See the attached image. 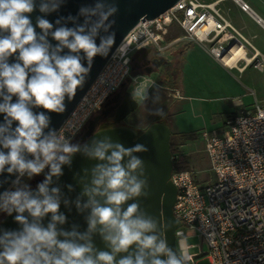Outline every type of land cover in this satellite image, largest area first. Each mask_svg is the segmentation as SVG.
I'll return each instance as SVG.
<instances>
[{
  "label": "clouds",
  "instance_id": "9594fccd",
  "mask_svg": "<svg viewBox=\"0 0 264 264\" xmlns=\"http://www.w3.org/2000/svg\"><path fill=\"white\" fill-rule=\"evenodd\" d=\"M65 2L0 0V188L9 185L0 191V213L17 225L0 226V264H190L187 236L179 233L175 248L169 246L161 221L137 202L148 195L145 162L137 155L149 151L146 145L125 147L102 134L73 142L52 127L51 114L66 111L94 58L107 57L116 42L115 0H94L54 23L47 19ZM129 50L123 41L116 49L124 57ZM154 87L141 81L131 98L145 102ZM153 114L163 116V109ZM78 154L95 163L74 173L80 192L73 199L59 181ZM41 174L35 188L22 183ZM62 206L83 217V230L69 225Z\"/></svg>",
  "mask_w": 264,
  "mask_h": 264
},
{
  "label": "built area",
  "instance_id": "2783aa9c",
  "mask_svg": "<svg viewBox=\"0 0 264 264\" xmlns=\"http://www.w3.org/2000/svg\"><path fill=\"white\" fill-rule=\"evenodd\" d=\"M237 1L242 9L250 10L248 3ZM174 26L180 34L170 35ZM228 30L236 36L224 42L222 35ZM183 39L202 46L227 67H232L226 57L233 48L250 44L217 1L178 0L160 15L141 19L123 37L121 42L130 48L127 55L116 51L120 42L57 129H64L74 142L106 101L128 79L140 76L132 71L136 51L150 46L165 53ZM253 56L254 66L262 68L264 56L258 52ZM201 135L213 176L201 182L193 169L173 171L171 179L177 187L173 211L182 222L176 230L177 241L179 233L200 236L208 245V264H264L260 259L264 257V103L256 100L253 106L240 108L222 129L203 130ZM198 255L192 252L190 264H197Z\"/></svg>",
  "mask_w": 264,
  "mask_h": 264
},
{
  "label": "water",
  "instance_id": "95a60500",
  "mask_svg": "<svg viewBox=\"0 0 264 264\" xmlns=\"http://www.w3.org/2000/svg\"><path fill=\"white\" fill-rule=\"evenodd\" d=\"M177 1L178 0H115L119 11L116 16L113 17L116 23L112 30L116 33V42L113 45L112 53L119 45L123 37L141 19H151L156 17L173 6ZM93 3L94 0H66L60 12L58 14L54 13L49 15L47 19L54 23L58 15H76L81 5ZM37 15H40V13L35 12L32 14L33 23H35ZM37 31H39V29H37ZM97 43H99V41H97ZM233 44L234 42L231 43V45ZM112 53H110L107 57L97 56L94 58L91 71L83 88L77 90L75 97L71 101L66 99V111L62 114H51L52 127L57 129L62 124L65 118L80 101L82 96L86 93ZM137 106L138 103L134 102L131 98V92L127 91L125 100L118 110L116 122H121ZM98 119L99 116H95L89 121V132L82 138L81 141L89 140L94 136L102 134L110 135L114 140H118L123 143L125 147H131L136 143H141L148 147V152L137 154L145 162V176L148 181V195L141 196L136 199L140 204L141 209L157 217L161 221L169 246L175 248L177 244L176 230L182 225V222L175 216L173 211V205L177 197V187L171 179L174 168V160L171 150V136L173 131L170 124L167 121L159 120L151 123L142 131H138L131 126L124 124L95 130ZM94 163V161H89L78 154L73 160L72 169L69 170L65 167V174L60 178L59 184L67 196L74 199L77 193L80 192V186L76 179L73 178L74 173L80 172L83 168H90ZM3 178L4 177H0V180ZM67 184L74 185L76 189L75 192H68L67 188L64 187ZM7 187H9V185L5 184L3 188H0V191H3L4 188ZM131 202L132 201H129V203ZM61 211L65 212L68 216L69 225L77 223L81 226V230H83L85 227L83 217L77 214L74 207L71 212H69L62 206ZM173 221H175L174 224H172ZM45 223H47V221H45ZM69 225H66L65 227H68ZM0 226L6 228L17 227V225L13 223L12 218L6 215L0 220ZM95 242L97 247L103 249L104 246L100 242L99 238H96Z\"/></svg>",
  "mask_w": 264,
  "mask_h": 264
},
{
  "label": "crops",
  "instance_id": "0c3cea01",
  "mask_svg": "<svg viewBox=\"0 0 264 264\" xmlns=\"http://www.w3.org/2000/svg\"><path fill=\"white\" fill-rule=\"evenodd\" d=\"M214 1H217V5L227 19L250 44H245L244 49L242 48L243 55L241 60L237 61L238 63H235L236 65L234 64L232 67L222 65L207 52H200L197 49L199 45L193 46L191 44L192 41L188 39L181 40L182 45L172 49L174 52L172 57H168L166 54L168 57L166 59L173 62L175 66L177 61L182 60L185 67V74L181 79L183 92L181 93L178 89V95H175L180 99V110L170 124L174 133H192L197 131L194 126L180 119L183 112L193 106L195 100L203 102L215 101L217 103L211 109V112H218L211 118L218 122V125L213 129H222L227 119L240 108L253 106L256 100L264 103V70H261L264 66L258 68L251 62L255 52L264 56V0H242L249 4L250 10L242 9L240 2L237 0H204L203 2ZM234 36H236V33L228 30L222 35V40L224 42L230 41ZM198 68L203 69V71H210L211 74L206 76L204 71L202 76H200ZM193 72H196V76L195 74L192 76ZM188 73L191 74L187 75ZM202 78L209 82L215 81L218 87H223L226 90L224 92L217 90L216 95H208L204 91L200 93L192 92L191 86L194 81ZM216 115H220L223 118L220 119ZM201 133L202 131L198 132L200 135ZM196 137L195 135L194 138Z\"/></svg>",
  "mask_w": 264,
  "mask_h": 264
},
{
  "label": "rangeland",
  "instance_id": "374dc122",
  "mask_svg": "<svg viewBox=\"0 0 264 264\" xmlns=\"http://www.w3.org/2000/svg\"><path fill=\"white\" fill-rule=\"evenodd\" d=\"M180 33L181 30L176 26H174L170 30V35H177ZM191 44L193 46H197L195 42H192ZM181 45V42H179L178 44L173 45L172 47L167 49L166 54L168 55V57L173 56V48L180 47ZM197 49L200 52H207L202 46L197 47ZM168 57L166 56L165 58ZM207 64L210 66L209 63ZM198 69L200 70V76H202L205 70L203 71V69L201 68ZM205 73L206 76L211 74L210 71H205ZM173 74L174 78L169 81L166 78L165 73L161 71V69H158L151 71L149 74H140V76H138L135 80H132L128 83V90L131 92L141 81H156L155 87L150 88L149 90L150 99L145 102L138 103V106L133 111H131L129 115H127L128 117L125 118L126 124L128 126L142 131L151 123L159 120H166L169 124H171L174 116L180 110V99L175 95H178V89L181 93L183 92L181 79L185 74V67L182 60L176 62ZM190 74L191 73H188L187 75ZM192 74V76H194V74L196 76V72H193ZM159 78H162L165 83L169 81V86L167 87L166 85L161 84L158 80ZM191 87V90L194 93H200L201 91H204V93H207L208 95H216L217 90H221V92H224V90H226L223 87H218V84L215 81L209 82L206 79L204 80L203 78L199 80L196 79ZM216 104L217 103L215 101L203 102L200 100H195L193 106H190V108L186 109L181 115L180 119L194 126L198 132L213 129L218 125V122H216L214 119H211L216 113H218H214V111L211 112V109L214 108ZM157 108L163 109V116L153 114L154 110ZM216 116H219L220 119L223 118L220 115ZM197 131L192 132L197 136L196 138L191 140H181L180 148L189 155L192 169L195 171V175L197 176V178L201 182H205L209 177H212L213 174L210 170L206 149L204 148L205 140L202 135L198 134ZM26 181L27 178L25 177L22 183H26ZM4 216L5 214L0 213V219ZM186 236L188 238V243L193 245L190 251H197L200 253V255L196 256V259L198 260L197 264H208L209 259L206 257V252L208 251L207 243L203 242L201 237L197 234L188 233L186 234Z\"/></svg>",
  "mask_w": 264,
  "mask_h": 264
},
{
  "label": "flooded vegetation",
  "instance_id": "af4514ba",
  "mask_svg": "<svg viewBox=\"0 0 264 264\" xmlns=\"http://www.w3.org/2000/svg\"><path fill=\"white\" fill-rule=\"evenodd\" d=\"M165 57H166V52L159 53L155 48L150 46L138 50L133 54L132 71L133 73L139 75L149 74L151 71L158 69H161V71H163L165 62L167 60ZM130 81L131 79H128L120 87V89L106 101L102 110L92 117L94 118L95 116H99L95 130L105 127L115 126L118 124L127 125L125 118L128 116H126L121 122H116V118L118 115V110L125 100L126 92L129 91L127 85ZM88 124L85 127V129L82 131V133L75 139V141H81L82 138L89 132ZM42 179H43V174L35 177V179L33 180L27 179L26 183L30 184L33 188H35L36 183H38Z\"/></svg>",
  "mask_w": 264,
  "mask_h": 264
},
{
  "label": "trees",
  "instance_id": "16d2710c",
  "mask_svg": "<svg viewBox=\"0 0 264 264\" xmlns=\"http://www.w3.org/2000/svg\"><path fill=\"white\" fill-rule=\"evenodd\" d=\"M174 68H175V65L173 64V62L167 59L165 62V66L163 68V72L165 73V76L169 81L173 79ZM158 80L161 84L169 86V81L165 83V81L162 78H159ZM194 137H195L194 133H179L178 134V133L172 132L171 150L173 153V160H174L173 171L192 169L190 157L187 153H185L180 148V145H181V140L193 139Z\"/></svg>",
  "mask_w": 264,
  "mask_h": 264
},
{
  "label": "bare ground",
  "instance_id": "6f19581e",
  "mask_svg": "<svg viewBox=\"0 0 264 264\" xmlns=\"http://www.w3.org/2000/svg\"><path fill=\"white\" fill-rule=\"evenodd\" d=\"M242 55H243L242 48L241 47H234L232 50V54H230V56L226 57V61L228 64L233 66ZM190 254H192L191 251H190Z\"/></svg>",
  "mask_w": 264,
  "mask_h": 264
}]
</instances>
